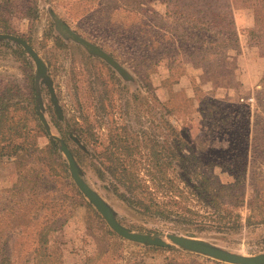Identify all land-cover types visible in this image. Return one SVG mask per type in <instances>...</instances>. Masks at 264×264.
<instances>
[{"label": "rangeland", "instance_id": "obj_1", "mask_svg": "<svg viewBox=\"0 0 264 264\" xmlns=\"http://www.w3.org/2000/svg\"><path fill=\"white\" fill-rule=\"evenodd\" d=\"M235 6L255 8L256 21L263 16L261 0H235ZM166 13L163 0H0V34L26 40L46 63L62 113L60 118L48 86L41 83L44 114L52 134L66 141L85 180L116 211L118 220L128 228L139 229L130 228L135 232L184 235L178 232L183 231V225L144 217L131 211L114 194L110 180L98 176V169H103V153L121 140L139 149L131 157L128 153L116 154L126 160L144 162L153 145L163 142L176 145L172 126L190 143L183 149L186 156L197 153L206 160L222 157L240 166L245 164L249 176L251 171L264 174L263 153L251 166L249 148L247 151V147L245 150L240 144L234 145L237 133L243 137L247 123L253 121L264 78V62L259 63L258 59L264 57L250 46L246 29L238 30L240 51L231 50L223 58L219 73L209 76L201 67L179 66L171 74L163 65L152 66L149 61L161 57L159 50L163 48L154 41L162 44L168 41L163 37L166 28L172 26L173 21ZM234 14L236 19L235 10ZM74 37L110 55L127 76L122 77L104 60L90 55ZM240 56L245 59L244 63L238 61ZM35 75V63L21 46L0 41V101L13 98L9 124L24 130L23 136L15 142L24 143L34 157L51 162L47 150L51 139L36 107ZM213 84L217 97H208L206 94ZM250 99L253 100L250 102ZM217 102L225 103L216 105ZM207 105H215L216 110L212 113L215 120L212 118L210 122L208 118L205 122L208 127H205L202 110ZM240 105L251 113V117L245 119V129L237 127L232 120L236 115L235 107ZM227 109L229 112L225 113ZM228 117L231 119L226 120ZM56 118L61 130L56 127ZM56 146L58 154L53 157V167L58 175L51 179L52 183L48 172L37 167L30 156L0 163V241L7 242L5 249L12 264H34L36 233L45 220L46 224L52 223L46 237L48 253L54 256L46 264H65L66 251L75 245L87 254L75 264H87L88 259L102 251L106 254L93 264H227L176 246L170 247L171 250H153L150 246L120 240L116 233L118 237L109 234L112 230L100 213L93 207L101 218L88 209V200L75 185L67 160ZM142 171L140 174L144 177ZM212 172L224 183H234L222 169L214 167ZM242 189L246 192V202H250L253 197L250 184L247 182ZM65 194L73 195L72 200L79 204L72 218L81 211V222L86 227L85 234L79 235L77 240L63 234L72 218L59 229L68 215L62 204ZM51 200L53 205L49 204ZM31 211H35V216ZM249 211L245 205L241 210L243 218L250 215ZM253 216L261 223L244 227L236 234L207 231L197 233L195 238L244 255L264 254V216ZM74 229L80 230L77 224Z\"/></svg>", "mask_w": 264, "mask_h": 264}, {"label": "trees", "instance_id": "obj_2", "mask_svg": "<svg viewBox=\"0 0 264 264\" xmlns=\"http://www.w3.org/2000/svg\"><path fill=\"white\" fill-rule=\"evenodd\" d=\"M163 3L167 7V18L173 22H171L172 26L166 28L167 33L163 37L168 41L164 40V44L154 41L163 48L159 50L161 57L149 61L152 66L163 65L171 74L179 66L201 67L210 76L221 71V61L231 50L240 51L234 9L230 4L222 0H163ZM261 7L262 18L256 21L253 28L245 32L250 46L257 48L264 57V0H261ZM261 83L262 91L257 97L253 121L251 123L245 121L246 118L251 117V113L243 105L235 107L236 115L232 119L236 121L237 127L242 129H245L243 126L247 123V133L243 137L237 133L234 145L239 146L240 144L245 147V150L247 147V151L249 148L253 159L251 166L260 154H264V78ZM206 95L217 97L214 84L208 89ZM11 102H13L12 97L2 98L0 101V163L5 159L30 156L37 167L48 172V180L52 183L51 179H55L58 175L53 167L55 162L53 157L58 154L56 144L50 141L47 146L51 157V162H49L41 157H34L24 143H16L15 141L23 136L24 130L16 124H9ZM224 103L217 102L216 105ZM215 110V105L213 107L207 105V108L202 110L205 114L203 126L210 118V122H213L212 113ZM226 112H229L228 109ZM229 119L231 118L228 117L226 120ZM224 121L225 119L221 122ZM56 127L61 130L58 118H56ZM171 129L176 145L165 142L153 145L150 147V156L144 162L126 160L116 154L123 152L130 154L128 157H131L139 147L127 146L121 140L108 146L103 153V169L97 171L100 179L110 180L114 194L131 211L147 218L183 225V231L178 232L189 237H198L197 233L207 231L226 235L236 234L244 227L260 224L261 222L254 220L253 215L264 216V174L251 171L249 176L245 164L240 166L237 162L222 157H212L206 160L197 153L188 157L183 153V149L189 147L190 143L174 127L171 126ZM214 167L222 169L234 179V183L232 185L224 183L218 175L212 172ZM142 169L144 177L140 174L143 172ZM247 182L250 184L253 196L248 203L246 192L242 189ZM18 183L21 184V180ZM121 188H123L122 191ZM77 193L82 196L80 192ZM72 197L73 195L69 194L62 197V204L68 215L59 229L67 223L68 219L72 218L74 211L79 207ZM49 204L53 205V201L51 200ZM245 205L250 210L247 218H243L241 213ZM87 207L95 216L101 218L91 203H88ZM31 212L35 216V211ZM51 224L49 222L46 224L45 220L41 229L36 233L34 264H46L54 258L47 250L48 238L46 236L47 232L52 230ZM56 229L58 228L54 230ZM109 234L117 236L113 231H109ZM119 239L123 240L121 237ZM6 245V241L4 243L0 241V264H12L11 256L5 249ZM152 249L159 250L157 247H152ZM104 254L106 253L102 251L97 257L88 259L87 264L95 263ZM44 258L47 260L43 261Z\"/></svg>", "mask_w": 264, "mask_h": 264}, {"label": "water", "instance_id": "obj_3", "mask_svg": "<svg viewBox=\"0 0 264 264\" xmlns=\"http://www.w3.org/2000/svg\"><path fill=\"white\" fill-rule=\"evenodd\" d=\"M74 40L84 46L88 53L92 56H96L104 60L114 70L118 71L122 77L127 76V72L123 70L119 63L116 62L110 55L102 51L95 45L74 37ZM0 41H10L14 44L21 46L26 53L30 56L36 66L35 75V89L37 100V112L39 118L46 130L47 135L52 142L58 145L60 152L67 160L69 171L73 178V181L79 191L84 195L89 203L100 213L103 219L106 221L110 229L116 233L122 239L143 246L158 247V248H170L176 246L184 251L206 256L210 259L227 264H264V254L249 256L241 253L232 252L221 246H218L210 241L189 237L179 234H147L132 231L130 228L124 226L117 218L116 211L104 200V198L94 190L90 184L85 180L83 171L76 160L72 150L59 136L52 134L50 125L44 114V102L41 95V83L48 86L51 97L54 101V105L57 108L60 118L62 113L60 111L59 103L56 100L53 85L48 73L46 63L38 52L24 39L13 36L0 34Z\"/></svg>", "mask_w": 264, "mask_h": 264}, {"label": "crops", "instance_id": "obj_4", "mask_svg": "<svg viewBox=\"0 0 264 264\" xmlns=\"http://www.w3.org/2000/svg\"><path fill=\"white\" fill-rule=\"evenodd\" d=\"M225 3L230 4L234 7V10L236 12V25H237V28L239 31L250 29V28H253L255 26L257 14H258V12L256 11L255 8L253 9L251 6L250 7L244 6L241 8H239V7L236 8L235 0H226ZM254 60L256 61V58H254ZM258 60H260L259 63L264 62V58H259ZM238 61H240V62L243 61V63H244L245 59L242 56H240ZM254 63H256V62H254ZM193 70H195V69H193ZM259 76L260 75H258V77ZM80 213H81V211H80ZM80 213H78L74 218L71 219V221L69 222V224L66 227L67 230L63 233V234L71 235V237L75 238L76 240L78 239L79 235L82 234V236H83L86 232L85 231L86 227H83V222H81V219H83V218L81 217V215H79ZM76 224H77V227L80 228L79 231L74 229V226ZM69 225H72L71 228H69ZM76 240L73 243L76 244L77 243ZM86 256H87L86 252L81 251V249H76V245H75V247L69 248L66 251V255L64 256V262H65V264H67V263L68 264L79 263L84 258H86Z\"/></svg>", "mask_w": 264, "mask_h": 264}, {"label": "built area", "instance_id": "obj_5", "mask_svg": "<svg viewBox=\"0 0 264 264\" xmlns=\"http://www.w3.org/2000/svg\"><path fill=\"white\" fill-rule=\"evenodd\" d=\"M253 99H250V102L252 101Z\"/></svg>", "mask_w": 264, "mask_h": 264}, {"label": "flooded vegetation", "instance_id": "obj_6", "mask_svg": "<svg viewBox=\"0 0 264 264\" xmlns=\"http://www.w3.org/2000/svg\"><path fill=\"white\" fill-rule=\"evenodd\" d=\"M67 33V32H66Z\"/></svg>", "mask_w": 264, "mask_h": 264}]
</instances>
